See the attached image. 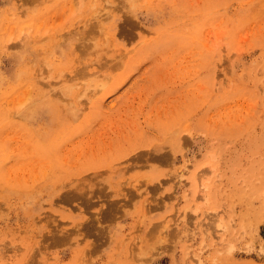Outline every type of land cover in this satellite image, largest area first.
Segmentation results:
<instances>
[{
  "label": "rangeland",
  "instance_id": "rangeland-1",
  "mask_svg": "<svg viewBox=\"0 0 264 264\" xmlns=\"http://www.w3.org/2000/svg\"><path fill=\"white\" fill-rule=\"evenodd\" d=\"M0 264H264V0H0Z\"/></svg>",
  "mask_w": 264,
  "mask_h": 264
}]
</instances>
